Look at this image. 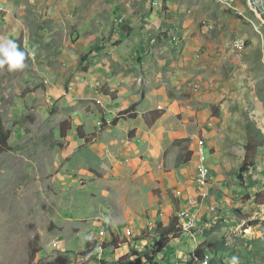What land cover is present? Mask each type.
Returning a JSON list of instances; mask_svg holds the SVG:
<instances>
[{"label": "rangeland", "instance_id": "1", "mask_svg": "<svg viewBox=\"0 0 264 264\" xmlns=\"http://www.w3.org/2000/svg\"><path fill=\"white\" fill-rule=\"evenodd\" d=\"M0 4V39L34 53L23 70H0L10 133L0 151V264H150L159 235L149 220L163 209L164 229L176 221L184 234L154 262L188 264L201 245L191 264H264L263 197L250 218L254 195L235 191L225 196L241 197V215L190 230L174 216L196 173L177 153L195 158L197 137L210 150L211 194L245 186L236 173L246 143L249 164L264 160V0ZM167 27L176 41L159 33ZM87 69L106 71L107 84L94 86Z\"/></svg>", "mask_w": 264, "mask_h": 264}, {"label": "crops", "instance_id": "2", "mask_svg": "<svg viewBox=\"0 0 264 264\" xmlns=\"http://www.w3.org/2000/svg\"><path fill=\"white\" fill-rule=\"evenodd\" d=\"M0 16H3V15H0ZM86 71H87V73L85 72L83 76L88 81H92V82L96 81L94 83V86L96 85V83L99 86L100 85L101 86H105L107 84V80H106V77H105L106 76V74H105L106 71L101 72V73H93V72H91L90 69L89 70L87 69ZM100 75L102 77H100ZM80 89L81 90H85V88L82 87V86H80ZM94 92H95V89L93 88L90 91V94H88V95H90L91 97L93 95L95 96L96 93L94 94ZM104 96L106 98L103 99V101L104 102L107 101L108 103H111L110 97H108L109 95H108L107 92L105 93ZM93 99L102 100L101 97H95ZM113 103L116 106V101L115 100H113ZM101 105L103 106V103ZM104 106L106 107V103H105ZM103 112L105 114L108 113L105 110V108H103ZM104 118H106V117H104ZM194 155L196 156L195 150H194ZM194 164H196V160H195ZM192 181H193V185H191V188H194V190H198L199 187H205V188L201 191V193L196 198V206L197 207H195V208H194V206L191 207V209L193 211L192 227L191 226H189V227L185 226V224L188 222L187 207H186L187 204L185 203V198L183 200V205L180 207L179 211L176 213V210H174V216L176 217V215H178V217H179L178 222H179V224H183V229H185V230H190L189 228H193V226H194L193 222H195V224L197 226L198 222H201L202 220H205L209 216L212 217L215 214L218 215V216H226V215H224L225 212L230 211V210L235 209V208H239V209L242 208V204L240 202V198L241 197H238V198L234 197V199H231L230 197L225 196V194L230 196V194L234 193V191H235L236 193L242 192L243 195H245V194L254 195V197L251 196L249 199H247L246 202L247 203H253L252 200H254L255 204H261L260 203L261 201L257 200V198L258 197L259 198L263 197L262 199H264V160H262L259 165L256 164V163H255V165H253V164L251 165L250 164L249 172L244 176V179L242 181L245 186L242 187L241 190H238L236 186H233L232 188H230L231 190H228V188L224 187L221 184L222 185L221 188H224V189H221L222 193L221 194H218V193L211 194V188H212L211 187V183H212L211 179H207L206 182H201L199 178H197V179L193 178ZM235 188L237 190H235ZM184 191L186 193H190L191 192V191H189L187 189V184H186V187L184 188ZM258 193L260 194L259 196L257 195ZM230 203H232V205ZM255 204H254L255 208H253V209L250 208L249 209L250 210V212L248 211L250 213L249 216H251V215L256 216L257 209H256V205ZM263 207H264V205H262L261 207L258 206V210L262 209ZM182 210L185 213H182ZM240 211H241V209H240ZM162 213H164V209L159 211V212L154 213V215L151 216L152 219L149 220L150 223L152 222L153 225L155 224L156 229H157V224L158 223H163V221H164L163 219L159 218V217L163 216V215H161ZM261 213H263V210L260 212V215H263ZM182 219H183V221H182ZM214 219L215 218H212V220H214ZM155 221H157V224L155 223ZM149 227H150V229H153V227L151 225ZM125 232L126 233H128V232L131 233V229L130 228H126ZM172 242H176V241L174 240ZM179 264H182V261Z\"/></svg>", "mask_w": 264, "mask_h": 264}, {"label": "trees", "instance_id": "3", "mask_svg": "<svg viewBox=\"0 0 264 264\" xmlns=\"http://www.w3.org/2000/svg\"><path fill=\"white\" fill-rule=\"evenodd\" d=\"M99 48V47H97ZM123 112H127V110L123 111ZM106 119L103 117V120ZM114 121V119H112ZM105 121H103L104 123ZM10 138V133L7 129H5V127L2 125L1 119H0V151L2 149H6L8 146V141ZM249 151V152H248ZM192 153L188 152V153H184L182 152V150H179L177 153V157H176V164L177 165H182L185 163H188L190 161H195L196 160V156L195 158H193V156H191ZM250 158V150H249V143H246V153H245V158L243 160L242 165L240 166L238 172L236 173V177L240 180L243 181L244 176L249 172V167L250 164L248 163V159ZM184 189V188H182ZM258 196L260 195L259 193L257 194ZM257 196V197H258ZM234 212L241 215V211L239 208H235ZM248 216H243V218H247ZM176 219V217H175ZM176 221L172 222L168 227H166L164 229L163 224L162 223H158L157 224V234L159 235V239L154 243V249L152 251V254L150 255V257H148L149 259V263L150 264H159L157 262H154V256H156L157 254H159L160 252L164 251L165 248L168 246V244L174 240L179 239L184 232L183 231H177V228L179 229V227L177 226V228H175V225H173V223H175ZM88 244H90V242L88 241ZM202 246H198L194 249V251L192 253H190V259L188 260V264H191V260L194 258L196 259L195 255H202ZM147 257V256H145ZM198 260V259H197ZM102 264H106V262L104 260L101 261Z\"/></svg>", "mask_w": 264, "mask_h": 264}, {"label": "built area", "instance_id": "4", "mask_svg": "<svg viewBox=\"0 0 264 264\" xmlns=\"http://www.w3.org/2000/svg\"><path fill=\"white\" fill-rule=\"evenodd\" d=\"M0 11H8L7 8L4 6V4H0ZM171 27V26H168ZM100 103H104V101H100ZM111 123L113 124V120H111ZM209 147L207 145L206 140L203 137H197L196 140V147H195V154H196V164H195V175L193 178H206L211 179V171L209 167ZM205 187H199L198 190H192V193H186L187 197V217H188V223L192 227V221H193V211L191 207L196 206V198L201 193V191ZM184 190V189H182ZM55 244V243H54Z\"/></svg>", "mask_w": 264, "mask_h": 264}, {"label": "clouds", "instance_id": "5", "mask_svg": "<svg viewBox=\"0 0 264 264\" xmlns=\"http://www.w3.org/2000/svg\"><path fill=\"white\" fill-rule=\"evenodd\" d=\"M30 55L34 53L22 50L15 40L0 39V70L6 68L10 72L21 71L26 67L25 60ZM232 264H237L235 257L232 258Z\"/></svg>", "mask_w": 264, "mask_h": 264}, {"label": "bare ground", "instance_id": "6", "mask_svg": "<svg viewBox=\"0 0 264 264\" xmlns=\"http://www.w3.org/2000/svg\"><path fill=\"white\" fill-rule=\"evenodd\" d=\"M153 4H156V3H153ZM159 33L161 34V36H168V39H172L173 41H176L177 40V37L174 35V34H172V32L169 30V28L167 27V29L166 28H162L160 31H159ZM169 34H171V36L172 37H170L169 36ZM161 38H163V37H161ZM166 39V38H165ZM241 45V44H240ZM239 46V45H238ZM99 123H101V122H99ZM200 179V181L201 182H206V178H199ZM185 226L186 227H189L190 226V224L187 222L186 224H185Z\"/></svg>", "mask_w": 264, "mask_h": 264}]
</instances>
